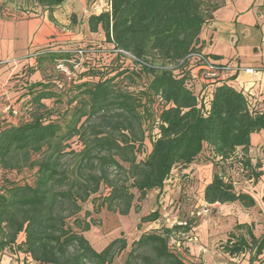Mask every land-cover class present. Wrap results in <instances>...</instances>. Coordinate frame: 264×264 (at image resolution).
Masks as SVG:
<instances>
[{
    "label": "trees",
    "instance_id": "16d2710c",
    "mask_svg": "<svg viewBox=\"0 0 264 264\" xmlns=\"http://www.w3.org/2000/svg\"><path fill=\"white\" fill-rule=\"evenodd\" d=\"M34 1L51 12L65 0ZM109 2L110 9L86 20L90 33L102 32L100 42L80 47L74 40L37 50L35 67L24 74L38 70L42 79L29 83L22 76L19 89L27 97L21 110L30 113L28 119L16 125L0 120V168L33 169L31 182L5 180L0 187V262L11 251L35 264H112L126 249V239L117 237L95 250L84 233L96 223L90 211L79 217L82 205L105 186V196L91 199L93 213L102 207L121 215L138 210L148 191L162 190L172 169H187L204 147L218 161L239 149V165L250 170L249 177L262 175L261 163L252 165L247 155L250 135L264 130V111L227 83L232 77L211 92L205 91L206 84L194 91L201 75L194 53L209 59L197 45L204 24L221 6L218 0L211 6L202 0ZM70 18L73 22L75 17ZM70 60L71 82L54 89L50 82L60 86L59 80L44 75L48 64ZM56 104L65 105L62 113H54ZM91 119L86 131L84 124ZM74 139L80 149L71 147ZM146 139L150 150L143 154ZM202 198L209 205H255L249 193L236 192L218 171ZM158 218L155 210L140 223ZM191 227L185 221L141 233L124 264H188L170 250L168 240L174 231L187 233ZM234 228L243 232L228 234L223 253H248L249 264L263 261L264 232L255 236L246 223Z\"/></svg>",
    "mask_w": 264,
    "mask_h": 264
},
{
    "label": "rangeland",
    "instance_id": "374dc122",
    "mask_svg": "<svg viewBox=\"0 0 264 264\" xmlns=\"http://www.w3.org/2000/svg\"><path fill=\"white\" fill-rule=\"evenodd\" d=\"M78 1L80 2L78 3L79 5L83 3L84 6L77 12V15L74 16V21L70 22L67 27H64L61 33L64 34L67 32L69 37L78 35L81 40H79V43H74L73 45L79 44L80 47H84L88 45V43L98 44L102 38V32L90 33L87 30L85 22L90 14H97L105 9V5L107 4L105 3L106 0H102L101 3L90 0ZM85 1L86 3H84ZM202 1L204 4L207 3V5L211 6L216 0ZM218 2L221 6L214 16L215 19L213 24L215 29L211 31L215 33L214 47L217 46L215 52L224 53V61L227 60L226 55L230 54V52H232V58L236 59V52H238L243 64H251L254 60L258 61L264 58V55H262L264 53V0H218ZM0 4L2 7L1 12L6 16L15 15L29 18L40 11H44L43 8H39V6L35 4L34 0H0ZM39 19L40 18L36 21H30L29 25L26 21L23 22L22 25H18L16 30L17 34L26 32L29 36V40L18 43L17 49L26 46L25 52H27L28 47L29 50L32 51L36 44L52 40L53 33L50 32L47 24H42ZM53 42L54 41H50L48 44H52ZM57 46L64 45L62 43H56L51 47ZM257 55L260 57L258 59L254 58V56ZM12 56L13 55L9 54L6 55V61L12 58ZM3 58L2 56L0 57V59ZM211 60L216 62L214 58ZM68 62L69 63L66 64L59 63L56 67L48 64L50 69L48 68L45 72L43 71L47 78L52 77L49 79L50 81H52L53 78L59 80L60 86L50 82L54 85V89L56 90L61 88L63 83H70L72 80H70L72 77L70 64L74 63V60ZM59 65L61 66L58 67ZM77 66L78 65H74V67ZM62 69H66V71ZM234 69L236 70V67H234ZM1 82L2 78H0V83ZM63 87L66 88V86ZM129 89L134 90L133 87ZM199 89L200 87L198 83H196L194 88L195 93H197ZM52 105H54L52 101L49 102V107H52ZM11 108L15 113L12 112ZM54 108L56 109L54 111L55 114L62 113L65 109V105L56 104ZM24 111L26 110L20 113L12 102L6 101L5 107L0 109V119L6 118L2 116L6 114L7 118L16 117V122L20 123L28 119L30 115V113H25ZM27 111L29 112V110ZM10 119L13 120V118ZM92 123H94V119L84 124L86 131L89 130L88 126ZM261 133L263 132H254L250 135V141L253 147L261 141V138H264V134ZM149 143L147 139L144 141L142 148L144 149L142 150L143 154L148 153L150 150ZM71 147L80 149L79 142H77L76 139L72 140ZM258 152L264 154V149L261 147ZM240 154L241 151L237 150L228 160L218 161L212 158L208 149L204 147L203 151L193 162L195 165L192 163L185 170H181L179 166H175L171 171V177L165 181L163 189L148 191L145 199L139 203L140 208L138 210L131 209L126 215L108 211L105 207H102L99 213L95 214L92 212V197H103L108 193V188L102 186L96 195L92 196L90 200L82 205V210L79 214V217H83L85 211H90V217H92L96 223L84 233L86 239L95 250L100 251L113 239L124 237L127 242V247L114 257L112 263L124 264L126 253L131 249L132 241L137 239L141 233L159 230L161 227L171 228L175 225H180L178 224L180 222L190 221L192 227L187 233L178 232L176 230L170 235L168 240L170 250L178 253L186 263L249 264L248 253L231 257L223 253L222 250V246L226 242L230 232L235 234L243 232V229L235 230V218L232 217L239 218L241 221H248L246 224L251 225L252 232L255 236H259L264 232V218L262 216H257L261 212L264 213V167L262 177L257 182L249 177L251 174L250 170H245L239 165L238 160H240ZM36 157L37 155H32V159ZM70 159L71 158H66L65 163H71ZM215 171L222 174L225 180L232 182L236 192H246L254 195L255 202H257L256 208H246L237 202L210 205L205 203L202 198L203 188L211 180L212 174ZM32 173L33 169H29L28 167H23L22 169L15 167L12 170L0 168V187L5 180L31 182L33 177ZM184 173H187L186 181L181 178ZM134 193L136 198L137 193L135 191ZM134 203L137 204L136 201ZM257 207L259 210H257ZM155 210L159 211V218L155 222L140 223L141 217ZM235 223H238V221ZM195 245L198 247L202 246L203 248L199 247L198 252H196L194 250ZM138 251L141 252L142 250L140 249ZM6 254L11 260L16 258L15 254L11 251H7ZM259 259L262 258L260 257ZM258 261L253 264H258ZM259 264H264V260Z\"/></svg>",
    "mask_w": 264,
    "mask_h": 264
},
{
    "label": "crops",
    "instance_id": "0c3cea01",
    "mask_svg": "<svg viewBox=\"0 0 264 264\" xmlns=\"http://www.w3.org/2000/svg\"><path fill=\"white\" fill-rule=\"evenodd\" d=\"M86 1L84 3H86ZM78 3H80L78 0H65L61 5L54 8L51 12L40 11L39 13L29 18L19 17L15 15L6 16L4 13L1 12L2 7L0 4V57L1 56L4 57L3 59H0V74H1L0 78H2V82L0 83V109L5 107L6 101H10L18 108V110L21 113L22 111L21 102H23L25 98H27L26 96L25 97L23 96L22 92L24 90L19 91L23 81L21 79L22 76L23 77L25 76V79H27L29 83L40 81L42 79L41 72H39L38 70L31 73L27 72L24 74V71L27 70L28 67L30 66L33 68L35 67L34 54L37 52V50L47 46L48 42L50 41H54L52 44H56V43L65 44L68 41L71 42L74 40L75 41L81 40L78 35L69 37L67 35V32L64 34L61 33L64 27H67V25L70 24L71 15L76 16L77 12H79V10L84 6L83 3H81V5H79ZM217 10L211 13V19H209L207 23L204 24L201 33L199 35V42L197 46L200 47V50L202 52L208 55V58H210V60L214 58L216 60L215 63L218 62V64L227 65L228 69H226L227 71L225 77H227V79L232 77L231 80H227V83L233 86L236 90L243 91V93L248 95L255 102V106L257 109L264 111V58H261V60L258 61L254 60V62H252L251 64H243L241 62V58L239 57L240 55L238 54V52H236V50L235 52L237 53V58L236 59L232 58L233 57L232 52H230V54L226 55L227 57L226 61H224L225 58L224 53L215 52L216 51L215 49L217 47V46L214 47L215 33L211 31L215 29L213 23L215 19L214 16ZM38 18H40L39 20L42 22V24H47L48 28L50 29V32L53 33L52 40L49 41L47 40L46 42H43L41 44H36L32 51H30L28 47L27 52H25L26 46L24 48L17 49L18 43L29 40V36L27 35L26 32H21L17 34L16 30L18 25H22V23L25 21L29 25L30 21H36ZM8 54L13 56L12 58H9L6 61L5 56ZM262 55H264V53ZM259 57H260L259 55L254 56V58L256 59H258ZM223 62H227V63H223ZM234 67H236V70L234 69ZM245 68H252L253 73L251 74L246 73L244 71ZM196 79H197L196 83H198L199 87L201 88L202 85H204V83L200 78H196ZM215 84H208L207 86H204L205 91L211 92L212 87ZM2 116L6 117V118H2L5 119L6 122H10L15 125L18 124L15 120L16 117L7 118L6 114ZM10 118H13V120H11ZM259 132H263L261 134H264V130H261ZM261 147L262 149H264V138H261V141H259L255 147L252 146L250 141V147L247 156L250 159L252 165H254L256 162L259 161L261 163L260 170L263 172L264 154L263 153L260 154L258 152L261 149ZM261 177L262 175L260 176V178ZM259 179H257L256 181L258 182ZM252 196L254 197V195ZM255 203L256 205L251 207L252 209L256 208L257 202ZM257 210H259L258 207ZM257 216H262L264 218V213L261 212ZM232 218H235V222L238 221V223H246V222L248 223V221L246 220L241 221L239 218L236 217H232ZM235 222L234 225L236 224ZM199 247L203 248L202 246ZM199 247L195 245L194 250L198 252ZM15 259L11 260L10 257L5 256L2 258L0 264H35L31 260V258L29 257L23 258L22 255L19 257V259L17 258Z\"/></svg>",
    "mask_w": 264,
    "mask_h": 264
},
{
    "label": "built area",
    "instance_id": "2783aa9c",
    "mask_svg": "<svg viewBox=\"0 0 264 264\" xmlns=\"http://www.w3.org/2000/svg\"><path fill=\"white\" fill-rule=\"evenodd\" d=\"M93 2L96 3H101L102 0H92ZM105 3H107L105 5V9H110V2L109 0L106 1ZM79 55H82L83 51L82 50H78L77 51ZM194 55L199 59L200 64H199V70H201V75H199L196 78H200L202 80V82L206 85L208 84H215V83H221L222 81L227 80L226 76V69L227 65L225 64H218L215 63L209 59H207L206 57H204L201 53H194ZM61 65H59L58 67H60ZM62 68V67H61ZM63 71H66V69H62ZM244 71L248 74L253 73V69L252 68H245ZM12 110V108H11ZM12 112L15 113V111L12 110ZM17 113V112H16ZM180 225H184L185 221L183 223H178Z\"/></svg>",
    "mask_w": 264,
    "mask_h": 264
}]
</instances>
